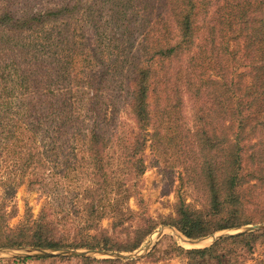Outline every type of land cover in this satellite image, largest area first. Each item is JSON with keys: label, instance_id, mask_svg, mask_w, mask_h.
<instances>
[{"label": "trees", "instance_id": "1", "mask_svg": "<svg viewBox=\"0 0 264 264\" xmlns=\"http://www.w3.org/2000/svg\"><path fill=\"white\" fill-rule=\"evenodd\" d=\"M146 149L204 201L161 224L191 239L264 224V0H2L0 247L138 250L158 223L132 227L122 202ZM25 177L69 207L10 227ZM165 237L138 260L14 261L264 264V229L199 248Z\"/></svg>", "mask_w": 264, "mask_h": 264}, {"label": "rangeland", "instance_id": "2", "mask_svg": "<svg viewBox=\"0 0 264 264\" xmlns=\"http://www.w3.org/2000/svg\"><path fill=\"white\" fill-rule=\"evenodd\" d=\"M1 1L2 0H0V3ZM219 7H221V5ZM212 10L213 8L211 9V11ZM143 155L147 164V168L138 179V194L133 197H130L129 199L124 200L122 202V205L124 208H128L134 212L133 219L127 222L131 223L132 227L142 225L143 221L141 219L143 217L151 218L154 222L158 224L156 225V228L147 236L146 240L138 250L132 252H122L124 254L135 253L140 255L144 253V249L147 247L148 242L151 238L156 235L155 233L157 229H164L168 226L161 224V221L163 218L173 214L174 206L179 199H182L185 203L189 204L192 208L195 209L202 208L204 205L203 200L195 199L197 195L194 194L192 187L186 182V179H184V174H180L179 169L174 168L173 170H169L161 165L153 164L152 155L149 149H146ZM24 181L25 182L23 184H21L15 189L14 206L16 207V214L14 217L8 220V225L10 227H15L16 225H18L24 219L26 214L27 217H30L31 219H37L41 209L43 207L48 208L51 204V207H53V209L60 208V206H67V208L69 207V193H65L64 191H61V189H58L55 190L54 195H50L45 190H41L40 188H38L37 185L28 184L27 177H25ZM52 196L55 197V199H52ZM102 224L106 226L108 224V220L102 221ZM165 236L173 238L179 245L185 248H190L189 246L184 245L180 241L179 237H177L171 230L167 228L163 230L162 234L159 237L154 238V245L159 240H161V246H166L168 244L169 239ZM208 244L209 241H206L198 244L196 247H205ZM259 253L260 249L257 251L256 256H258ZM16 257L20 256L0 255V264H51L49 261L35 259L26 260L23 262L14 261V258ZM91 258L104 259L105 257L97 255ZM140 258L129 260H138ZM135 264H185V260L180 257H173L171 259L161 260L155 263L138 261Z\"/></svg>", "mask_w": 264, "mask_h": 264}, {"label": "water", "instance_id": "3", "mask_svg": "<svg viewBox=\"0 0 264 264\" xmlns=\"http://www.w3.org/2000/svg\"><path fill=\"white\" fill-rule=\"evenodd\" d=\"M167 229L171 230L177 237H179L180 241L190 248H197L196 246L200 243L209 241V244H212L220 237H226L228 235H233L242 232H252L264 229V224H249L244 227L238 228L236 230L230 231H222L215 234H211L205 237L191 239L183 236L180 232H178L175 228L171 226H167ZM164 228V229H166ZM163 228H159L156 231V235L150 239L147 247L144 249V253L138 254H124L122 252H106L101 250H74V249H49L42 247H33V246H14V247H0V255H19L20 257L31 256V257H56V256H71V257H94L100 255L105 258H116V259H137L141 256L145 255L151 247L154 245V238L159 237L163 230ZM206 245V246H208ZM203 247V246H201ZM199 248V247H198Z\"/></svg>", "mask_w": 264, "mask_h": 264}]
</instances>
